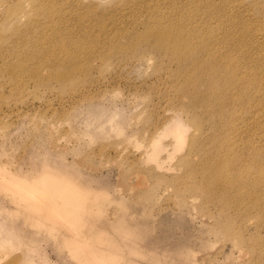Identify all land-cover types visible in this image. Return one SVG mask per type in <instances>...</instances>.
<instances>
[{"label":"rangeland","instance_id":"1","mask_svg":"<svg viewBox=\"0 0 264 264\" xmlns=\"http://www.w3.org/2000/svg\"><path fill=\"white\" fill-rule=\"evenodd\" d=\"M173 1L178 12L201 2L208 18L194 19L220 35L233 20L244 30L240 43L259 81L237 127L249 149L258 147L259 162L251 171L257 184L240 179V187L261 206L210 202L194 187L205 179H179L184 165L203 158L201 136L216 134L177 108L188 98L176 95L169 73L156 72V54L143 45L118 55L107 45L144 31L149 7L168 13L171 4L0 0V236H11L0 244V264H88L92 256L112 264H264V0ZM214 5L223 8L218 19ZM42 38L47 44L38 46ZM76 52L87 60L71 74L68 55ZM176 127L190 137L185 145L172 144ZM32 189L39 193L28 196ZM71 191L92 211L68 218L69 208L50 203ZM40 202L51 210L37 209ZM71 243L88 246L77 255Z\"/></svg>","mask_w":264,"mask_h":264},{"label":"bare ground","instance_id":"2","mask_svg":"<svg viewBox=\"0 0 264 264\" xmlns=\"http://www.w3.org/2000/svg\"><path fill=\"white\" fill-rule=\"evenodd\" d=\"M164 1L171 4L168 13L149 7L150 12L145 19L144 31L134 32L132 30L129 33L130 38L124 45L117 43V35H115L107 45L112 47L118 55H124L129 50H138L143 45L145 52L156 54L154 55L156 72L169 73L179 85L176 95L188 98L185 105L177 104V108L182 110L185 107L186 112L194 118V126L207 125L212 128V133L216 134L201 136L202 140L197 144V148L203 158L196 164V167L191 163L184 165V175L179 179L192 180L199 176L205 179V181L195 183L194 187L208 194L207 199L210 202L223 197L222 202L225 201L223 203L236 206L237 209L247 205L259 207L261 206L260 201L245 200V195L249 193L240 187V179H246V183L257 184V177H253L251 171L257 167L259 162L258 147L255 148L254 145L249 149L250 144L246 142V135H243L241 129L237 127L242 113L247 110L249 92L253 87L256 88L259 81L258 75L255 76L252 73L254 67L251 66L255 62L250 60L251 52L245 49L244 42L240 43L244 30L233 20L229 24H224L227 27L226 31L221 32L220 35V28L208 24V20L201 24L199 20L194 19L196 17L208 18L207 12L202 9L201 2L195 4V1H192L188 5L190 11L178 12L179 7L176 2ZM37 9L30 15L36 14ZM209 9L211 16L218 19L223 8L214 5ZM46 16L47 14L43 15L42 21ZM49 22H52L51 16L47 17L46 25ZM56 28V26L52 27V29ZM48 30V26H45L44 32ZM36 41L38 46L47 44V39L42 38ZM80 53L68 55L71 72L69 69L65 73H75L77 71L75 66L87 60L84 58L86 54L81 57ZM104 55L105 53L100 59L105 58ZM59 67L63 69V65ZM204 133L208 134V132ZM169 136L176 147L185 145L190 139L179 127L169 132ZM244 144L247 145V151H244ZM237 165H240L239 174L235 172ZM231 173H234V176ZM56 188L57 185H52L53 191ZM32 191L28 196L39 193L38 190L32 189ZM177 191V193L181 192L178 189ZM13 192L16 195L19 193L14 190ZM52 196H56L50 201L56 210L69 208L66 215L68 218L92 211L93 204L78 193L71 191L69 194L60 195L58 193ZM19 197L23 199L22 194ZM65 197L69 199L67 202H56V199ZM37 207L39 210H51L47 203L40 202ZM8 237H11L10 233L1 235L0 244L3 243L4 238ZM74 237L78 240L81 236L76 232ZM71 246L75 248V254L81 255L88 243L83 245H72L71 243ZM99 261L112 264L100 256L90 257L88 264H96Z\"/></svg>","mask_w":264,"mask_h":264}]
</instances>
